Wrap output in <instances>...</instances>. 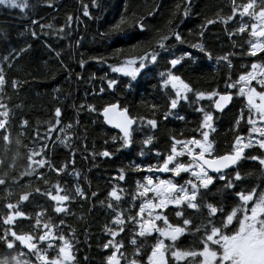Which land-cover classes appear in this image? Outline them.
<instances>
[{"label": "trees", "instance_id": "trees-1", "mask_svg": "<svg viewBox=\"0 0 264 264\" xmlns=\"http://www.w3.org/2000/svg\"><path fill=\"white\" fill-rule=\"evenodd\" d=\"M18 2H26L29 7L21 10L0 5V67L6 81L0 86V119L5 120L9 136V141L5 142L0 135V179L5 181L0 184V232L6 227L3 219L10 212L19 210L26 215L15 218L13 222L12 226L18 233L42 234L43 222L50 218L51 223L58 226L53 228V233L62 232L71 241L75 264H106L114 249H105L102 245L110 240L122 243V247L116 250L120 264H126L130 259H136L138 264H148L147 256L159 234L153 232L150 236L139 237L136 235L138 226L127 217H136L140 204L154 197L153 192L140 196L143 189L137 188V181L144 184V177L151 175L155 182L157 176L133 165L162 163V157L170 152L173 138L181 141L192 137L202 139L199 128L202 114L196 109L203 107L207 111L212 101H197L194 93L213 89L223 92L227 83L236 81L246 71H252V63L264 64V53L248 54L250 27L242 33L233 31L239 28L241 19L249 26L254 21L237 14L227 24L222 23L221 18L230 14L231 0H96L95 6L92 0ZM242 2L245 0H236L237 4ZM85 5L90 17L83 15ZM208 20L215 22L208 24ZM32 30L37 33L36 38L30 35ZM171 31H178L184 42L175 41ZM166 35V43L172 46L170 51L175 56H181L182 52L192 54L191 60L185 58L182 61L183 67L177 66V74L191 85L192 92L188 94L189 100L182 101L164 120V115L170 111L169 98L174 95V90L171 85L164 90L159 73L170 65H166L164 59H160L158 64H149L135 81L117 74L112 68L127 65L129 58L143 55L145 51L151 52L159 38ZM193 44H203L211 58L191 47ZM26 45L30 47L15 61L2 59L9 49H20ZM224 56L228 59H218ZM161 57L171 58L167 52H161ZM110 80H116L117 84L108 87ZM12 81L17 82L15 88ZM252 86L258 87L256 81ZM228 91L233 93L229 109L224 113L212 109L215 131L209 132V140L212 141L213 155L231 151L236 136L243 138L248 133L246 98L236 95L238 87ZM111 104L127 109L130 117L136 120L134 143L119 151L120 141H114L112 137L121 134L108 128L100 114ZM56 108L61 110L59 118L55 117ZM4 112H7L6 117ZM177 114L184 118L178 119ZM56 119L60 124L53 127ZM150 119L157 121L154 133L147 123ZM2 133L4 129H0ZM147 136L153 139L145 146L141 141ZM180 147L177 145L178 150ZM106 149L113 153L111 158L99 155ZM141 150L142 156L139 154ZM256 150L254 155L264 152L258 146ZM248 155L251 154L246 157ZM187 157L177 159L188 162ZM41 158L52 167L38 166L36 162ZM61 165H64L63 171L57 173L53 170ZM121 170L125 176L122 181L119 179ZM238 170L243 183L237 182L233 189H224L225 182L216 181L209 186L206 202L222 203L227 210L238 203L234 192L256 188L258 195L264 189V171L259 163L248 164L243 159ZM189 177L188 173H181L175 182L184 184ZM45 179L47 183H44ZM57 185L61 189L60 194L68 193L73 197L70 203L65 202L67 213H56L54 207L57 202L45 195L48 191L56 195ZM77 186L87 194L86 198L76 196ZM113 187L121 196L119 202L108 195ZM36 189L40 190L39 193ZM25 194L28 199L21 201L20 196ZM9 203L13 205L12 209L7 208ZM109 203L114 208L118 206L126 220L124 231L114 238L106 231V226L116 227L112 223L115 212L107 207ZM251 205L252 201L248 206ZM175 208L169 205L165 209L154 210V214L162 212L168 216L170 224H180L182 221L175 216ZM183 210L184 216L192 220V224L187 226L189 230L175 242L161 239L166 246L174 243L181 250H198L202 247L203 229L200 232L194 229L201 222L207 223L208 212L203 207L199 212ZM37 214L42 221L40 225H35ZM144 217L147 218V212ZM61 220L64 223L61 224ZM156 225L162 227L163 222L156 221ZM233 225L238 227L236 218L227 225V229ZM133 238L136 245L130 243ZM60 243L55 241L52 247H48L43 242L41 247L47 248L44 254L51 258L57 255ZM137 247L140 251L133 256ZM17 254L0 243V258L8 256L9 264H14L11 257ZM200 259L199 256L188 257L175 262L171 250L166 252L168 264H199ZM22 260L37 264L28 256Z\"/></svg>", "mask_w": 264, "mask_h": 264}, {"label": "snow or ice", "instance_id": "snow-or-ice-1", "mask_svg": "<svg viewBox=\"0 0 264 264\" xmlns=\"http://www.w3.org/2000/svg\"><path fill=\"white\" fill-rule=\"evenodd\" d=\"M5 4L21 10L29 7L26 2H18V0H0V5ZM92 4L95 6L96 0H92ZM237 14H239L241 18L248 16L255 21L249 26V24L244 23L241 19L239 28L233 29L236 33H242L250 27V40L248 41L250 47L248 54L256 56L258 52L264 53V0H259V2L258 0H245V2L240 4H237L236 0H231L230 14L222 17L221 22L227 24L228 21L236 17ZM83 15L85 17H90L87 5L83 8ZM68 19L71 20L72 18L69 17ZM214 22L213 20L207 21L208 24ZM32 24L35 25L36 21L33 20ZM49 27L51 26L49 25ZM115 27L119 28V25ZM61 31H63V28H61ZM30 35L33 38L37 37V33L34 30L30 32ZM171 35L174 37L175 41L180 43L184 42L182 35L178 31H171ZM201 36H203V33H201ZM167 40V35L160 37L151 52L145 51L143 55L129 58L127 60V67L114 66L112 68L114 72H121L134 81L142 69H145L149 64H158L160 59H164L166 65H170V68H166L165 71L159 73L161 84L164 87L171 85V89L174 90V95L169 98L168 107L170 111L165 114V119L171 114V110L177 109L181 101L187 102L189 100L188 93L192 92L191 85L177 74L179 72L177 66L183 67L182 61H184L185 58L191 60L192 54L189 52H182L181 56H175V53L170 51L172 46L166 43ZM29 47L30 45H26L24 48L20 49H9L6 54L3 55L2 59L5 62L15 61ZM191 47L198 48L200 52L205 53L211 58L210 53L206 52L203 44H193ZM161 52L169 53V57L171 58L161 57ZM57 55L59 54L57 53ZM218 59L227 60L228 57L224 56ZM137 61L138 66H136ZM81 64H83V61H81ZM230 66L231 62L229 61V67ZM251 69L252 71H246L239 75L236 81L227 83L223 92H217L213 89L208 92L197 91L194 93L197 101L205 98L212 101V106L209 110L206 111L203 107L196 109L197 112L202 114V120L199 124L202 139L192 137L186 141H181L173 138L170 152L162 157V163L143 166L133 165L138 169L142 168L148 172H170L173 174V177H178L181 173L190 174L189 179L185 180L184 184H177L174 182L173 178L157 179L154 182L153 176L151 175L144 177L146 181L144 184L137 181V188L143 189L139 192L140 196L144 197L149 192L154 193L152 199H145L144 202L140 204L136 217H127L128 221L138 226L136 235L139 237L150 236L153 232L159 234L155 244L151 248L150 254L147 256L148 264H168L166 252L169 250H171V257L175 262L185 260L188 257L195 258L199 256L201 257L199 264H264V189H261L258 195H256V188L234 192V197L238 198V203L236 206L227 210L222 203H208L205 200V197L210 193L209 186L213 185L216 181H224L225 183L222 186L224 189H233L237 186V182L243 183V177L238 170L239 162L242 161V159L258 161L261 170L264 171V152H261L260 155H248L247 157L244 155L245 149L253 147L254 144L258 145L259 149L264 150V127L256 126L257 118L259 121L264 122V64H257L254 62L251 65ZM252 81H256L257 85L260 86L259 91H257L256 87L252 86ZM5 83L3 68L0 67V86L5 85ZM115 84H117L116 80H110L108 82V87H112ZM16 85L17 82L12 81V87L15 88ZM128 86L130 87L131 85L129 84ZM236 87H238L236 95L246 98L249 112L247 122L251 125L249 134L259 133L260 138L255 141L249 138L248 142L244 143L243 138L238 135L234 140L231 151L223 155H213L212 141L209 140V132L215 131L212 109L222 112L233 99V93L229 92L228 89ZM115 108V104H111L104 108V116L108 123H114L115 127L120 130L121 135L112 137L114 141H120L119 148L117 149V151H119L120 149L130 147L134 143L133 133L137 129L133 128L136 120L127 115V109L120 111V118L117 120H113L109 117V112ZM3 115L6 117L7 112H4ZM60 116L61 110L60 108H56L55 117L59 118ZM177 118L183 119L184 117L177 114ZM240 118H243L242 115ZM147 123L152 128L157 127V121L155 119H150ZM58 124H60V120L56 119L53 127ZM0 129H4V133L0 134L3 140L5 142L9 141L7 125L3 119H0ZM49 131H51V129H49ZM43 138L44 137H42V139ZM152 139V136H147L141 143L147 146L152 142ZM177 145H181L179 150L177 149ZM195 149L199 151H195ZM139 154L142 156L143 150H141ZM99 155L111 158L113 153L106 149L99 153ZM156 155L159 157L160 153L157 152ZM185 155L189 157L188 162H181L177 159V157ZM29 159H31V157H29ZM36 163L38 166L52 167L50 164L46 165V161L43 158L39 159ZM53 170L59 173L64 170V165ZM210 171L215 175L210 174ZM41 175L43 174L41 173ZM119 179L121 181L125 179L123 170H121ZM4 183L5 181L0 179V184ZM44 183H47L46 179ZM36 191L39 193L40 190L36 189ZM217 191L219 192L221 189H217ZM60 192L61 189L59 185H57L56 195H52L51 191L46 192L45 195L49 196L52 201L57 202V205L54 207L56 213H67L68 208L65 202L70 203L73 197L68 193L60 194ZM75 194L80 198H86L87 196L79 186L75 188ZM91 195L95 196L96 193H91ZM108 195L117 202L121 199L115 187L111 189ZM254 196H256L255 199ZM27 199V194L20 196L21 201ZM154 200L158 202H154ZM250 201H252V205L249 208L248 205ZM169 205L176 206L173 211L176 217L181 218L182 223L170 224L167 215L162 212L154 214L155 209H165ZM107 207L113 209L115 212L112 223L116 227L112 228L106 226V231L114 238L119 232L124 231L126 220L118 206L114 208L113 204L109 203ZM201 207L205 208L208 212L207 223L201 222V224L196 225L194 231L200 232L201 229H203V235L200 240L202 247L198 250L185 251L176 248L174 243L166 246L161 237L175 242L181 235L189 230L187 226L192 224V220L184 216L183 209H193L199 212ZM7 208L12 209L13 205L11 203L7 204ZM145 212H147V218L144 217ZM238 213H240V216L237 215ZM25 215L24 212L16 210L14 213L10 212L3 219V225L6 227L0 232V243L6 246L8 250H13L14 244L18 242L17 246L22 245L30 250L28 255H34L39 264H75V255L72 250L71 241L66 239L62 232L59 234L53 233V228L58 226L52 224L50 218L43 222L42 234L34 235L32 232L28 234L18 233L12 226L13 222L15 218L25 217ZM217 216H219V220H216ZM234 218L238 221V227L233 225L231 229H227V225L232 224ZM156 221H162L163 226H157ZM41 223L42 221L39 218V214H37L35 225H40ZM60 223L62 224L64 221L61 220ZM34 231L35 228L33 227V232ZM55 241H60L61 243L58 245V252L54 257L50 258L44 254L47 248L41 249L37 247L39 242H45L48 247H52ZM130 243L136 245L137 241L133 238ZM102 246L105 249H114L107 257L106 264H120V259L117 258L116 250L122 247V243H114L110 240L103 243ZM139 251V247L135 248L133 256ZM20 255H23V253H20ZM120 255L123 258V253ZM11 260L14 261V264H31L30 261L19 260L16 256H12ZM9 261L10 258L8 256L0 258V264H9ZM126 264H138V261L136 259H130L126 260Z\"/></svg>", "mask_w": 264, "mask_h": 264}, {"label": "flooded vegetation", "instance_id": "flooded-vegetation-1", "mask_svg": "<svg viewBox=\"0 0 264 264\" xmlns=\"http://www.w3.org/2000/svg\"><path fill=\"white\" fill-rule=\"evenodd\" d=\"M138 78V77H137ZM164 90H165V87H164ZM205 99H207V98H205ZM213 99H216V98H213ZM165 116V115H164ZM164 120H165V118H164ZM134 126H135V124H134ZM133 126V127H134ZM150 126V125H149ZM214 126H215V123H214ZM250 127H251V125L248 123V133H247V135L245 136V137H243V141H244V143H247L248 142V139L249 138H251V139H253L254 141L255 140H258L259 138H260V136H259V133H251V134H249V129H250ZM258 127H264V124H262V125H258ZM150 128H151V132H156V130H157V127L156 128H152L151 126H150ZM256 146H258V145H253V147H251V148H246L245 149V157H246V155L247 154H251V155H254V154H257V150H256ZM186 159H188L189 160V157H187ZM243 160V159H242ZM247 160V163L249 164V163H255V162H257L258 163V161H253V160H250V159H246ZM241 162V161H240ZM239 162V163H240ZM151 173H153L155 176H165V175H159V174H157L156 172H151ZM190 175V174H189ZM211 186V185H210ZM41 243L42 242H39L38 244H37V247L38 248H41L42 249V247H41ZM18 245V242L16 243V244H14V249L13 250H11V251H13V252H15V254H17V255H20V253H23V256L25 257V256H28L29 258H31V259H34V260H36V257L34 256V255H28V251H27V249L24 247V246H22V245H20V246H17ZM37 261V260H36ZM37 264H39V262L37 261Z\"/></svg>", "mask_w": 264, "mask_h": 264}, {"label": "water", "instance_id": "water-1", "mask_svg": "<svg viewBox=\"0 0 264 264\" xmlns=\"http://www.w3.org/2000/svg\"><path fill=\"white\" fill-rule=\"evenodd\" d=\"M232 102H233V99H232V101L224 108V110L222 111V112H218V111H216L215 109V112H217V113H224L227 109H229V107L232 105ZM116 105V108L115 109H112L110 112H109V117H111L113 120H117V119H119L120 117H119V113H120V111L121 110H123V109H121V107L119 106V104H115ZM109 106V105H108ZM108 106H106V107H108ZM105 107V108H106ZM101 117L103 118V121H104V123H105V125L108 127V128H110L111 130H114V131H116V132H118V133H120V130L118 129V128H116L115 127V125H114V123H108V121H107V119L105 118V116H104V109L101 111ZM127 115L128 116H130V114H129V112L127 111ZM134 126V125H133ZM121 134V133H120ZM225 171H229V170H225ZM157 174H159V175H162V174H164L165 172H156ZM210 174H213V175H215L214 173H211V171H210ZM27 251L28 252H30V250H28L27 249Z\"/></svg>", "mask_w": 264, "mask_h": 264}, {"label": "rangeland", "instance_id": "rangeland-1", "mask_svg": "<svg viewBox=\"0 0 264 264\" xmlns=\"http://www.w3.org/2000/svg\"><path fill=\"white\" fill-rule=\"evenodd\" d=\"M18 1H20V0H18ZM6 5V4H5ZM255 22V21H254ZM124 67H127L128 65H123ZM137 66V65H136ZM143 70V69H142ZM141 70V71H142ZM140 71V72H141ZM140 72L138 73V75H137V77L140 75ZM117 74H119V75H122V76H125L123 73H121V72H116ZM127 77V76H126ZM128 78H130V77H128ZM131 79V78H130ZM137 79V78H136ZM135 81V80H134ZM253 82H255V81H252L251 82V84H253ZM254 87H256V86H254ZM257 88V91H259L260 90V86L258 85V87H256ZM189 94V93H188ZM182 102V101H181ZM180 102V103H181ZM262 124H264V122H261V121H259L258 120V118H257V127H258V125H262ZM179 146H181V145H179ZM191 146V145H190ZM195 151H199L198 149H195ZM170 167H171V165H170ZM189 174V173H188ZM162 175H165V176H157V179H168V178H173L174 179V182L176 181V179H178L179 178V176L178 177H173V174L172 173H170V172H168V173H164V174H162ZM156 181V180H155ZM250 208V207H249ZM157 209H159V208H157ZM157 209H155V210H157ZM43 243V242H42ZM16 258L17 259H19V260H22L23 258H24V256L23 255H17L16 256Z\"/></svg>", "mask_w": 264, "mask_h": 264}]
</instances>
